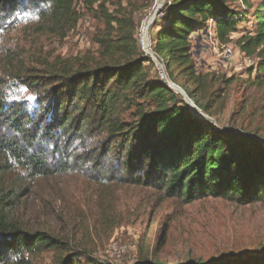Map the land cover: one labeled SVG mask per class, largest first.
<instances>
[{
	"label": "trees",
	"instance_id": "obj_1",
	"mask_svg": "<svg viewBox=\"0 0 264 264\" xmlns=\"http://www.w3.org/2000/svg\"><path fill=\"white\" fill-rule=\"evenodd\" d=\"M78 2L0 0V20L12 26L31 8L40 31L63 40L81 18ZM84 5L104 25L94 38L97 57L43 64L29 57L32 67L17 63L20 73L11 77L0 67V156L8 167L26 171L33 180L66 174L72 160H82L99 168L98 181L151 188L185 204L210 198L239 207L264 204V138L194 116L139 45L133 7H124L122 0H85ZM254 18V31L235 44L255 60L248 73L257 74L255 84L261 87L264 4ZM246 19L228 0H168L155 20L153 53L168 79L207 115L223 90L216 91L210 74L198 72L191 36L213 22L217 40L227 45ZM15 63L5 59L7 68H16ZM20 84L35 96L33 103L14 99ZM11 195L0 190V264H37L36 255L49 251L58 254L55 264H105L62 239L11 223ZM142 264L153 263L143 259ZM190 264H264V248Z\"/></svg>",
	"mask_w": 264,
	"mask_h": 264
},
{
	"label": "rangeland",
	"instance_id": "obj_2",
	"mask_svg": "<svg viewBox=\"0 0 264 264\" xmlns=\"http://www.w3.org/2000/svg\"><path fill=\"white\" fill-rule=\"evenodd\" d=\"M84 1L76 5L81 14L77 26L63 40L42 33L38 13L31 8L12 26L8 20H0V67L5 66L11 77L20 73L17 63L19 67L30 66L29 57L34 64L52 63L57 58L97 57L99 46L94 38L104 25L87 10ZM228 2L233 10L247 16L231 34L233 42L228 45L234 49V56L223 57L224 45L217 40L215 24L210 22L202 34L206 38L198 50L193 49L192 57L198 72L210 74L216 91L223 90L222 99L212 104L208 115L215 127L244 128L264 138V85L255 84L257 74L248 73L251 67L235 44L254 31V14L264 0ZM122 4L136 10L137 37L139 31L143 35V26L154 21L158 3L122 0ZM153 25L147 29L152 40ZM9 57L15 59L16 68L6 67ZM153 62L157 70V62ZM13 90L17 101H35L21 84ZM70 165L72 170L66 174L32 180L26 171L12 164L8 167L0 156V190L12 194L9 201L14 207L10 222L30 233L45 232L62 239L72 249L89 253L105 264H142L143 259L153 264L204 263L264 248L261 202L239 207L228 200L210 198L185 204L151 188L126 186L113 179L98 181L95 176L99 168L86 166L82 160H72ZM57 256L49 251L37 254L35 260L37 264H55Z\"/></svg>",
	"mask_w": 264,
	"mask_h": 264
},
{
	"label": "water",
	"instance_id": "obj_3",
	"mask_svg": "<svg viewBox=\"0 0 264 264\" xmlns=\"http://www.w3.org/2000/svg\"><path fill=\"white\" fill-rule=\"evenodd\" d=\"M164 0H161V1H158V2H163ZM164 8V7H163ZM162 10V9H161ZM161 10L157 11V13H159ZM157 13L155 14L154 16V20H155V17L157 15ZM154 22H152L153 24ZM152 24H149V26H151ZM148 49H149V52L146 53L152 60L156 61L159 68L157 69L160 73V77L162 78L163 82L165 84H167L171 89H173L174 91H176L178 94H180L185 102L188 104V106L190 107V110H191V113L196 116V117H199L201 119H203L204 121L212 124L214 127H215V122L214 120L206 115L205 113H203V111L201 109H199L196 104L193 102V100L190 99V97L187 95V93L178 85L174 84L173 82H171L167 75H166V72L164 70V65L158 60L157 56L153 53V51L151 50V41L149 39V42L147 43V46H146Z\"/></svg>",
	"mask_w": 264,
	"mask_h": 264
},
{
	"label": "built area",
	"instance_id": "obj_4",
	"mask_svg": "<svg viewBox=\"0 0 264 264\" xmlns=\"http://www.w3.org/2000/svg\"><path fill=\"white\" fill-rule=\"evenodd\" d=\"M156 3H158V0H154V5ZM165 5H166V0H165ZM138 39H139L140 45L141 46L144 45V37L140 33V31H139V37H138ZM150 41H151V39H150ZM141 48L143 50V47H141ZM151 49H152V43H151ZM233 56H234V49L232 48V46L231 45H228V44L227 45H224L223 46V57L225 59H231ZM244 57H245V63L248 64V66L253 67L255 65V60L253 58L247 57L246 55Z\"/></svg>",
	"mask_w": 264,
	"mask_h": 264
},
{
	"label": "bare ground",
	"instance_id": "obj_5",
	"mask_svg": "<svg viewBox=\"0 0 264 264\" xmlns=\"http://www.w3.org/2000/svg\"><path fill=\"white\" fill-rule=\"evenodd\" d=\"M158 1H161V0H158ZM164 5H165V0L163 1V2H158V6H157V8H156V10H155V12H154V14H156L157 13V11H159V10H163L164 8ZM77 9V8H76ZM162 10L159 12V13H157V15H156V17H155V20H156V18H157V16H159L160 14H161V12H162ZM155 16V15H154ZM154 18V17H153ZM154 19H152V21H153ZM155 20L153 21L154 23H155ZM153 23V24H154ZM152 24V25H153ZM151 25V26H152ZM151 26H143V37H144V45H142V47H143V49H144V51L146 52V53H148L149 52V49L146 47L147 46V43L149 42V34H148V31H147V29H149ZM152 50V49H151Z\"/></svg>",
	"mask_w": 264,
	"mask_h": 264
},
{
	"label": "crops",
	"instance_id": "obj_6",
	"mask_svg": "<svg viewBox=\"0 0 264 264\" xmlns=\"http://www.w3.org/2000/svg\"><path fill=\"white\" fill-rule=\"evenodd\" d=\"M203 34V31H200V32H196L194 33L192 36H191V42L193 44V49H197V47L201 46L200 44V41L202 39H205L206 38V35H202ZM200 53H202V51H200Z\"/></svg>",
	"mask_w": 264,
	"mask_h": 264
}]
</instances>
